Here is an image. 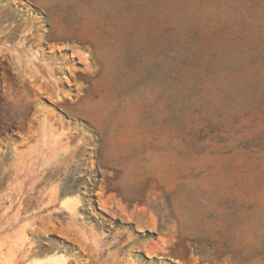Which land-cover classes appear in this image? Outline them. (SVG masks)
<instances>
[{
    "label": "rangeland",
    "instance_id": "obj_1",
    "mask_svg": "<svg viewBox=\"0 0 264 264\" xmlns=\"http://www.w3.org/2000/svg\"><path fill=\"white\" fill-rule=\"evenodd\" d=\"M0 264H264V0H0Z\"/></svg>",
    "mask_w": 264,
    "mask_h": 264
},
{
    "label": "bare ground",
    "instance_id": "obj_2",
    "mask_svg": "<svg viewBox=\"0 0 264 264\" xmlns=\"http://www.w3.org/2000/svg\"><path fill=\"white\" fill-rule=\"evenodd\" d=\"M70 199V198H69Z\"/></svg>",
    "mask_w": 264,
    "mask_h": 264
}]
</instances>
